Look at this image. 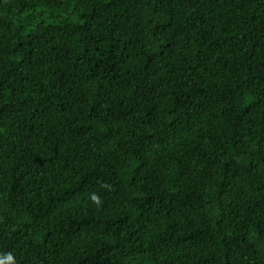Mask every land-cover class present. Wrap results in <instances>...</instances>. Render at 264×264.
I'll return each instance as SVG.
<instances>
[{
	"label": "trees",
	"instance_id": "trees-1",
	"mask_svg": "<svg viewBox=\"0 0 264 264\" xmlns=\"http://www.w3.org/2000/svg\"><path fill=\"white\" fill-rule=\"evenodd\" d=\"M0 264H264V0H0Z\"/></svg>",
	"mask_w": 264,
	"mask_h": 264
},
{
	"label": "clouds",
	"instance_id": "clouds-1",
	"mask_svg": "<svg viewBox=\"0 0 264 264\" xmlns=\"http://www.w3.org/2000/svg\"><path fill=\"white\" fill-rule=\"evenodd\" d=\"M92 199H93V200H96L97 197H96L95 195H93V196H92ZM9 259H11V256H9Z\"/></svg>",
	"mask_w": 264,
	"mask_h": 264
}]
</instances>
